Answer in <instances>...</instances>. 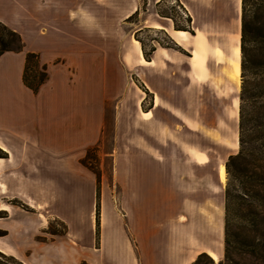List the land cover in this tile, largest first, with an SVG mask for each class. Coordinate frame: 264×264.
<instances>
[{
  "label": "crops",
  "instance_id": "crops-1",
  "mask_svg": "<svg viewBox=\"0 0 264 264\" xmlns=\"http://www.w3.org/2000/svg\"><path fill=\"white\" fill-rule=\"evenodd\" d=\"M178 1L191 16L193 32L175 29L171 18L162 17L166 23L157 21L150 26L164 28L175 46L160 45L147 60L135 39L137 58L132 54L128 60L125 54L129 65L142 61L152 66L153 107L142 110V114L150 112L151 116L159 108V117L153 115L151 122L152 140L165 137L168 143L166 149L152 143L145 152L139 118L150 116L140 115L135 121V150L125 157L136 166L146 167L141 174L137 170L136 180L144 172L140 182L151 187L153 194H159L156 189L165 180L174 194L176 212L167 218L174 227L168 228V239L158 250L189 252L184 260L169 254L159 257L158 264H192L202 252L216 261L223 258L224 210L220 207L215 211L211 206L215 163L218 155L220 166L224 165L239 128V120L233 121L230 115L234 97L225 71L233 42L235 55H241V0ZM28 51H9L0 57V148L7 153V157H0V229L7 231L0 236V251L26 264H63L69 261L65 242L35 240L47 226L41 209L49 205L51 219L61 215L65 167H70L72 174L79 172L77 151L81 143L95 139L101 125L97 127L93 118H81L78 101L71 99L70 85L66 86L65 80L60 84L54 73L37 92L25 85ZM65 86L69 92L66 100ZM95 107L91 106L93 110ZM198 139L209 140L214 146L206 148ZM203 156L199 162L197 157ZM218 177L224 184L225 179ZM13 199L22 200L34 211H23ZM125 247L117 244L118 250L129 249ZM30 248L31 255L27 254ZM122 262L134 264L129 256Z\"/></svg>",
  "mask_w": 264,
  "mask_h": 264
},
{
  "label": "rangeland",
  "instance_id": "rangeland-1",
  "mask_svg": "<svg viewBox=\"0 0 264 264\" xmlns=\"http://www.w3.org/2000/svg\"><path fill=\"white\" fill-rule=\"evenodd\" d=\"M179 3L178 0H0V21L19 32L26 42L23 50L37 54L30 64L31 81L35 82L43 74L47 82L54 73L60 84L65 80V85H70L71 99L78 101L81 118H93L97 127L101 125L95 139L84 141L77 151L79 172L72 174L70 167H65L61 215L51 219L50 206L41 209L47 218V226L35 240L65 242L64 252L69 261L63 264H124L122 259L126 256L131 257L134 264H158L159 257L162 259L167 254L184 260L189 253L158 250V246L168 239V228L174 227L173 221L167 219L176 212L174 194L168 189L166 180L157 187L159 194H153L152 188L142 183L146 167L136 166L125 157L136 147V118L140 115L149 117L150 112L145 115L142 110L153 107L152 66L141 59L143 64L129 65L125 54L128 60L132 54L137 58L138 43L143 54L151 57L154 47L173 45L164 28L150 25L157 21L166 23L162 15H169L174 19L173 26L174 23L189 26V14ZM234 46L233 42L232 57L225 73L234 97L230 115L233 121H238L242 73L241 55H235ZM236 64L240 71L235 70ZM68 98L66 91L64 99ZM158 111L156 108L148 119L139 118L145 152L152 143L164 149L168 147L165 137L152 140L151 122L153 115L159 117ZM198 140L206 148L214 146L209 140ZM230 145L229 156L239 150L238 133ZM228 157L223 161L224 165ZM204 158L197 157L199 162ZM221 162L217 155L216 187L211 206L215 211L223 207L225 221L228 174L226 172L222 184L218 177ZM138 169L140 174L144 171L141 182L136 180ZM94 171L99 173L100 180ZM98 202L100 229L97 235ZM12 203L23 211H34L22 200L13 199ZM121 241L129 249L118 250V243L126 248ZM220 245H223L224 257V234ZM27 254H32L31 248ZM0 264L19 263L10 257H2Z\"/></svg>",
  "mask_w": 264,
  "mask_h": 264
},
{
  "label": "trees",
  "instance_id": "trees-1",
  "mask_svg": "<svg viewBox=\"0 0 264 264\" xmlns=\"http://www.w3.org/2000/svg\"><path fill=\"white\" fill-rule=\"evenodd\" d=\"M162 16L173 19L169 15ZM191 20L188 15L189 26L174 23V28L193 32ZM174 46V42L167 45ZM240 47L239 150L225 163L228 182L225 188L224 257L216 262L208 253L202 252L192 264H264V0H241ZM23 48L24 41L19 32L0 21V57ZM144 55L147 60L151 59V56ZM36 57V53L27 52L24 70V83L34 92L46 79L42 74L35 82L31 81L30 64ZM0 157H7L1 148ZM94 173L100 180L99 173ZM99 205L98 202L97 235L100 229ZM6 233L0 229V236ZM2 257L24 264L0 251Z\"/></svg>",
  "mask_w": 264,
  "mask_h": 264
},
{
  "label": "bare ground",
  "instance_id": "bare-ground-1",
  "mask_svg": "<svg viewBox=\"0 0 264 264\" xmlns=\"http://www.w3.org/2000/svg\"><path fill=\"white\" fill-rule=\"evenodd\" d=\"M178 33H181V32H178ZM237 70L240 71V66L237 65L236 66ZM219 176L222 178V179H226V168L224 165H221L219 167ZM211 255H213L214 257H216V253H212Z\"/></svg>",
  "mask_w": 264,
  "mask_h": 264
}]
</instances>
